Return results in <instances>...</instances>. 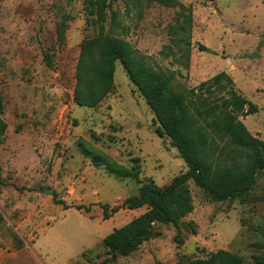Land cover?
I'll list each match as a JSON object with an SVG mask.
<instances>
[{
	"label": "rangeland",
	"instance_id": "rangeland-1",
	"mask_svg": "<svg viewBox=\"0 0 264 264\" xmlns=\"http://www.w3.org/2000/svg\"><path fill=\"white\" fill-rule=\"evenodd\" d=\"M174 1L116 0L115 23L102 31L153 70L173 72L178 93L227 73L258 107L240 120L264 141V0ZM92 18L88 0H0V264H100L103 239L145 211L118 209L104 219L101 204L119 206L143 183L164 187L187 170L120 63L99 105L73 102L79 44L100 30ZM80 142L138 179L93 166ZM189 189L193 210L178 228L156 224L152 239L110 264H182L220 250L243 264L264 257L255 245L263 240L264 171L245 201L218 203L192 182Z\"/></svg>",
	"mask_w": 264,
	"mask_h": 264
},
{
	"label": "trees",
	"instance_id": "trees-1",
	"mask_svg": "<svg viewBox=\"0 0 264 264\" xmlns=\"http://www.w3.org/2000/svg\"><path fill=\"white\" fill-rule=\"evenodd\" d=\"M116 0H88L92 23L99 32L84 38L74 69L73 102L82 107L95 108L113 89L115 64L137 88L187 170L172 181L158 187L152 181L143 183L136 195L127 197L119 206L101 204L104 219L118 209L145 208L138 217L114 229L103 239L106 258L100 264H110L119 256L135 252L155 236L156 224H171L178 228L180 221L192 210L189 182L201 189L211 201H245L256 184L257 174L264 171V141L252 135L240 120L258 112V107L238 93L231 77L220 72L197 87L178 93L171 87L175 74L153 70L136 56L129 44L103 33L109 19L115 23L116 13L111 4ZM175 5L174 0H150ZM64 26L58 34L63 37ZM222 94L215 97L214 94ZM206 95V98L201 96ZM190 97V98H189ZM196 98V100H193ZM6 124L0 118V146L5 138ZM83 157L95 167L117 178L138 179L137 172L118 165L102 152L93 151L83 142L78 145ZM58 204L68 207L62 201ZM80 210L81 207L76 208ZM88 210V208H86ZM263 240L256 245L264 249ZM264 264V257H255ZM182 264H243L241 258L226 251H217L206 259L185 258Z\"/></svg>",
	"mask_w": 264,
	"mask_h": 264
},
{
	"label": "water",
	"instance_id": "water-1",
	"mask_svg": "<svg viewBox=\"0 0 264 264\" xmlns=\"http://www.w3.org/2000/svg\"><path fill=\"white\" fill-rule=\"evenodd\" d=\"M51 192V190H45V193H50Z\"/></svg>",
	"mask_w": 264,
	"mask_h": 264
}]
</instances>
